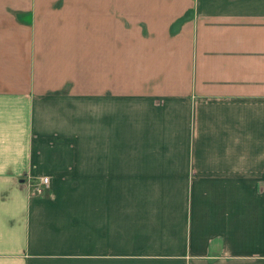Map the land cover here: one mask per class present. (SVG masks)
Returning a JSON list of instances; mask_svg holds the SVG:
<instances>
[{
	"label": "crops",
	"instance_id": "0c3cea01",
	"mask_svg": "<svg viewBox=\"0 0 264 264\" xmlns=\"http://www.w3.org/2000/svg\"><path fill=\"white\" fill-rule=\"evenodd\" d=\"M0 25L92 30L36 70L0 40V264H264V0H0Z\"/></svg>",
	"mask_w": 264,
	"mask_h": 264
},
{
	"label": "rangeland",
	"instance_id": "374dc122",
	"mask_svg": "<svg viewBox=\"0 0 264 264\" xmlns=\"http://www.w3.org/2000/svg\"><path fill=\"white\" fill-rule=\"evenodd\" d=\"M0 25V40L8 42V35L17 33L20 51H29L30 60L36 70L39 62L50 58L51 63L62 65L63 60L68 59L70 53L87 51L90 48L92 33L90 25H27V26ZM105 28V27H104ZM27 34L28 39L22 38ZM29 44V49L28 45ZM39 179V178H38ZM38 181V180H36ZM35 181V182H36ZM44 193V192H43Z\"/></svg>",
	"mask_w": 264,
	"mask_h": 264
},
{
	"label": "built area",
	"instance_id": "2783aa9c",
	"mask_svg": "<svg viewBox=\"0 0 264 264\" xmlns=\"http://www.w3.org/2000/svg\"><path fill=\"white\" fill-rule=\"evenodd\" d=\"M48 186V177L42 176L38 181L33 182L30 185V195L39 196L42 195L45 188Z\"/></svg>",
	"mask_w": 264,
	"mask_h": 264
}]
</instances>
